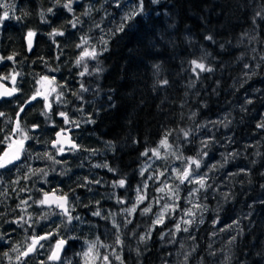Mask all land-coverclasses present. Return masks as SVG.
<instances>
[{"label":"trees","instance_id":"1","mask_svg":"<svg viewBox=\"0 0 264 264\" xmlns=\"http://www.w3.org/2000/svg\"><path fill=\"white\" fill-rule=\"evenodd\" d=\"M66 1L9 0L7 8L0 9V16L8 13L0 23V80L7 77L4 82L11 83L15 78L19 91L15 98L0 102V113L4 114L0 116V141H4L0 154L19 136V131L13 130L21 108L20 129L32 126V138L24 143L21 160L0 170V253L9 254L0 257L2 264H22L33 259L39 249L26 260L14 261V255L31 241L33 234L43 235L56 227L41 217L57 211L32 200L43 199V192L58 190L56 193L64 194L74 190L70 192L71 202L74 193L83 189L79 186L84 183L82 177L66 180L57 172L61 169L54 167L45 170L48 182L38 181L43 175L35 170L50 166L45 164L44 153L52 146L55 134H37L46 109L40 102L25 103L41 76H52L54 85L66 94L78 93L75 91L82 86L93 88L91 113L95 123L82 127L84 137L93 141L90 148L94 153L105 150L104 160L116 170L113 172L118 179L125 180L129 191L139 184L141 153L155 148L166 133L168 139L174 135L179 138L187 131L190 113L197 112V118L205 120L225 116L232 148L240 154L238 162L228 168L233 170L239 164L234 169L239 183L231 188V197L212 207L209 217H214L217 228L223 231L235 228L226 264H264V128L257 127L264 122V19L256 15L264 7V0H159L155 4L145 0L144 13L109 39L108 51L92 60L88 76L80 75L82 70L67 51L76 45L78 36L85 34L96 44L101 36L100 30L93 27L96 23L104 29L107 39L108 30L120 23L128 7L118 8L115 0L110 6L104 0H76L69 12L61 3ZM89 5L91 14L84 16ZM49 8L53 9L51 13ZM76 18L80 23L73 28ZM53 30L65 35H50ZM30 31L35 38L28 55L25 37ZM209 36L211 40L206 38ZM57 45L65 48L66 56ZM9 56L13 59H7ZM192 60L205 63L213 71H193ZM10 63H14V71ZM98 64L104 69L100 73L94 71ZM249 100L251 103H247ZM37 123L39 126L34 128ZM31 156L36 161L32 162ZM65 168L74 170L78 165L73 162ZM25 175L29 179H22ZM86 201L94 204V198ZM148 225L145 221L140 224L143 228ZM64 228L67 247L82 249L83 242L75 239L77 225ZM128 229L123 232L124 264H165L170 248L167 251L159 245L158 231L138 245L128 237ZM205 239L199 256L207 264L216 237ZM48 254L46 249L41 260L51 264ZM70 260V264H80L78 254Z\"/></svg>","mask_w":264,"mask_h":264},{"label":"rangeland","instance_id":"2","mask_svg":"<svg viewBox=\"0 0 264 264\" xmlns=\"http://www.w3.org/2000/svg\"><path fill=\"white\" fill-rule=\"evenodd\" d=\"M8 2L9 0H0V9H6ZM66 2L68 3V1ZM61 3L65 4L64 2ZM64 35L65 33H63V35H58L57 37ZM78 37L79 39L77 40V43L80 42L81 36ZM57 47L64 53V56H66L65 48L61 49L59 45H57ZM81 51L82 49H78L74 46L72 50L67 51V56L69 57L73 54L76 63V58L80 55ZM64 63H66V61H64ZM92 63V59L85 58L80 65H76L78 69L82 70L80 73L85 71L86 65L88 69L86 74L88 76L92 73L90 71ZM10 66L14 71V63H10ZM42 77L45 76H41L36 82L32 81L35 82V88L34 91H30L29 98L32 97L37 90L43 93L47 92L49 87H54L56 88V91L50 92L48 95V102L51 104L50 111H47V115L42 119L40 126L38 123L35 124L39 126L37 134H54L62 128H66L71 132L75 144L80 146L79 150H66L63 153L57 152L52 146H50V148L46 149L45 153L52 154L54 160L59 161V163L54 162L53 159L44 157L46 161L45 164L48 163L50 166L46 169L43 168V170H52V167L56 169L59 168L61 170L57 171L58 173H66L64 174V179L68 180L71 179L70 177L73 178L75 176L76 179L82 177L84 183L87 184V187H83L82 190L75 192L72 196L71 202L69 200V208L72 209V215L79 216L81 220H73L69 223L66 219L62 218L63 216H61L59 212L52 216L49 215L46 219L47 224H54L56 226L52 230L56 231L57 234L55 236L57 239L53 241V237L46 240V246L38 248L39 250L37 249L38 252L37 250L35 251L37 253L34 258L27 260L22 264H42L41 255L46 249L48 250V255H50V249L53 248L56 240L64 239L69 243L66 228H64V226L71 224L77 225L76 232L78 236L75 239H80L83 242V248H80L79 252L77 250L78 247H67L66 251L64 250L61 254L58 262L54 263L48 260L49 263L70 264L72 262L70 257L78 254L80 264H85L86 260L89 261V264H103L104 256L108 257L107 264H121V261L115 258L116 255L121 258L124 264L123 244L125 237L123 232L131 226V229H128V237L131 240H134L138 245L151 239L154 232L158 231L159 245H164L167 251L168 248H170L165 264H181L185 258H187V264H204L205 258L203 261V258L199 256L200 244H205L204 240L206 241L205 238H208L209 236L212 238L216 237V239L213 240L216 246H213L210 251L211 257L207 256V264H226L229 258V248L232 247V238L235 234V228L232 230L221 231L222 228H217L215 218L209 217L212 207L222 203L226 197H231V188L235 183H239V180H236L239 175L235 173L237 170H234L239 164L235 166L233 170H230L232 168H228L231 163L235 165L238 162V156L240 154L232 148L233 143L231 141V135L227 133L225 126H228L225 116H217L214 119L205 120L197 118V112H195V116H193V113H190V121L187 126V131L189 132L188 137H184V135L181 134L178 138L174 135V137L168 139V144L171 146L170 148L161 146L159 143L155 148L159 150L160 158L153 157L151 151L148 156H141L139 184L133 187L130 191L127 185L126 187L113 188V182L120 180L118 179L117 174L109 172L106 167H95L96 165H107L104 160L105 150H101L100 153H96L95 151L94 153V150L90 148L93 141L84 137L85 131L82 130V127L91 124L86 123V120L89 118L93 120L91 113L94 102L93 88H86L84 91H80L81 89H79L78 91H75L78 92L76 95H74V93L66 94L68 92H63V89L60 88L58 89V87L54 85V82L49 85L48 82L42 80ZM47 77H49L50 80H53L52 76ZM1 79L4 81L7 77ZM16 88H18V86H16ZM60 93H62V95H60ZM58 95L59 101L57 99ZM64 97H66V99ZM29 98L26 100L29 101L28 103H31L32 101L40 102V105H44L45 108V100L43 96H38L36 100H30ZM61 112H65L71 121L79 122V126L77 127L75 124L66 125L64 118L59 115ZM31 127L32 126H30V129L26 130H18L19 136L12 141V144L23 139L24 135L29 136ZM230 128L231 126L228 127V129ZM28 140H25L24 143ZM193 149H195V154L192 153ZM173 153L183 157L199 158L202 163L200 169L197 171L200 173V176L207 174L205 180L207 186L201 188L199 192L190 197L189 192H192L194 188H199L200 186L198 184L185 183L180 185L178 200L173 201L171 193H169L168 196L160 199V203H154L156 199L163 195L156 191L157 188L162 186L161 180H166L168 184L179 183V181H174L169 173H166L165 177H160V179L156 180H149V177L153 174H158L160 171L164 170L165 167H168L169 169L173 167L179 169L182 165L188 166L183 164L182 160L177 159L176 155H173ZM27 155L29 157V154ZM30 158L32 162L36 161L33 156ZM226 158L227 162H225ZM73 162L78 165V168H75L74 170H66L65 167ZM213 165H215L214 168ZM142 168H146L144 175H141ZM103 172H108L110 176H105ZM40 179L43 180L40 181ZM106 179L108 182H106ZM194 179H199V177H194ZM38 181L48 182L49 179H44V176H42V178L38 177ZM89 181H92L93 183H88ZM94 181H99L100 183L97 184L94 183ZM145 181L148 183L147 189L143 188V183ZM65 185L68 186L69 184L65 183ZM137 188H141L142 193H147V199L141 205H138L135 211H132L131 213L125 212V209H131L136 203ZM87 198H94V204H88L86 201ZM117 198L121 199L123 203H117ZM97 201L99 204L96 203ZM173 203L178 205V207L174 210L170 208L165 211L164 223L153 225V221L157 219V215L162 211V205H171ZM149 204L152 206V211L146 215H142L141 212L143 208L148 207ZM107 205L108 208L105 207ZM197 205L200 207H197ZM97 208L101 210V216L92 215ZM189 210H191L193 215H186ZM111 214H115V216L113 217ZM105 217H107V219ZM113 219L119 224V229L113 226ZM188 219H192L194 222L190 225L185 224L184 221ZM129 220L131 223H125V221ZM142 221L149 222V225L144 228L141 227L140 224ZM177 224H180V230H177ZM185 227L188 228L187 232L183 231V228ZM211 228H215V232L210 233ZM137 231L139 233L136 235L137 239H135V233ZM148 232H150L151 235L148 239L142 242L140 237ZM162 233L164 234L163 236L161 235ZM117 235L120 236L121 240V243L119 244L115 242ZM29 243H31V241H28L26 246L22 248L20 252L15 253L14 261H18L16 259L17 255L25 251V248ZM89 244H94L95 247L89 257H84L82 253L88 250ZM137 244H135V250L138 249ZM101 245H106V247H101ZM113 253H115V255H113ZM11 258L12 257H10V260Z\"/></svg>","mask_w":264,"mask_h":264},{"label":"snow or ice","instance_id":"3","mask_svg":"<svg viewBox=\"0 0 264 264\" xmlns=\"http://www.w3.org/2000/svg\"><path fill=\"white\" fill-rule=\"evenodd\" d=\"M57 2L59 3V0H57ZM76 0H68V3L63 4V7L66 8L69 12L72 11V4L75 3ZM112 0H104V3L108 4L109 6L111 5ZM159 0H152V3H158ZM115 3L117 5L118 8H125L128 7V11L125 12V14L123 16H121L120 18V23L114 27L113 29H109L107 32V36L108 38H105V33H104V29H102L100 27L99 23H96L93 25V27H95L96 29L100 30L101 32V36L98 39L96 44H92L91 43V37L88 34H85L83 36H81L80 38V42L77 43L75 45L76 48L78 49H82V51L80 52V55L76 58V64L80 65L85 58H90L92 60H97L99 56H101L104 52L108 51V44H109V39H111L113 36L116 35V33L118 32H123L125 30V28L127 26H130V22H132L133 20L137 19L140 15H142L144 13L146 4H145V0H131V2L129 3V0H115ZM101 7L103 8V4L101 5ZM48 12H52L53 9L49 8L47 10ZM92 11V6L89 5L88 8L85 9L83 15L84 16H90ZM258 16L264 15V13H257ZM8 17V13L5 12L4 16H0V22H2L4 19H6ZM103 20V18H102ZM80 23L79 18H76L73 22H72V27L76 28L77 25ZM89 31L91 32V29H89ZM34 35L33 32H29L28 33V37H29V46H31V37ZM50 35H63L62 32H58L57 30H53V33H51ZM207 39L211 40L212 37H206ZM3 59V58H0ZM7 59L12 60L13 57L9 56L7 57ZM191 64L194 66L193 71H196V69H199L200 72H212L213 69L210 67H207L205 63L203 62H198L197 60H192ZM245 67H247V65H245ZM104 69L102 67L98 66L96 67V69H94V71L96 73H100L102 72ZM88 69L87 66L85 65V71L81 72L80 75L84 76L87 73ZM15 79V78H13ZM43 81L48 82L49 85H51L53 83V80H50L49 77L45 76L42 77ZM39 83V81H38ZM163 83H167V81H164ZM85 89H83V86L81 87L80 91H84ZM18 91V89L13 88L11 91H4V92H0V95L2 96H11L13 95L14 92ZM56 88L54 87H49L47 92H41L39 90H37V92L30 97V100H36L38 96H43L44 100H45V109L46 111L42 114L47 115V111H50L51 109V104L48 102V95L50 92H55ZM60 95H62V93H60ZM74 95H76V93H74ZM58 101H59V95H58ZM29 101H25V103H28ZM247 103H251V101H247ZM24 109L21 108V112H23ZM3 113H0V116H3ZM19 115V114H18ZM59 115L61 117L64 118L65 120V124L66 125H71V124H75L77 127L79 126V122L76 121H71L69 119V117L67 116V114L65 112H61L59 113ZM193 116H195V113H193ZM86 123H95L94 120L92 119H88L85 121ZM216 123V122H214ZM227 126V125H225ZM33 127L35 128L36 125H33ZM258 128H264V122H261L259 124H257ZM20 130V124L19 121H17V127L16 129H14L13 131H17ZM2 131V130H0ZM67 129L66 128H62L60 131L56 132V137L57 139L52 141V147L53 149H55L57 152L59 153H63L64 151L68 150V151H73V150H79L80 146L73 143V141L71 140L70 137H68L67 135ZM168 135L169 134H165V137L163 139L160 140V145L164 146V147H171L168 144ZM183 135L184 137H188L189 136V132L188 131H183ZM32 137L28 136V135H24L23 139L15 142L16 143V148L13 152H9V151H5L4 154L2 156H0V169H6L8 165H13L15 166V162L18 161L20 159V155L25 151L23 145H24V141L31 139ZM7 139V138H6ZM4 143V141H0V144ZM206 143V142H205ZM65 144H67L69 147L66 149L65 148ZM109 146H111V142H109ZM8 148L12 149L13 148V144H8ZM149 151H151L152 156L155 158H160V152L158 149L153 148V149H145V151L143 153H141L142 156H148ZM173 155H176V153H173ZM44 156L47 157L48 159H53L54 157L52 154L50 153H44ZM177 159H180L183 161V164H186L188 166H183L179 169L173 167L171 169H169L168 167H165L164 170L160 171L158 174H153L151 177H149V180H156V179H160V177H165L166 173H169L172 177V179L174 181H179V183H173V184H168L166 182V180H161V187L157 188L156 191L162 193V197L156 199L154 201V203H160V199H163L164 197L168 196L169 193H171V198L173 199V201L178 200L179 199V189H180V185L188 183V184H198L200 187L199 188H194L192 192H189V196H193L195 193L199 192V190L201 188L206 187L207 185L205 184V180L207 178V174H205L204 176H200V173L197 171L198 169H200L201 167V163L202 161L199 158H193V157H183V156H179L176 155ZM56 163H59V161H55ZM225 162H227V158L225 159ZM194 166V167H193ZM95 167H106L108 168L109 172H113L116 171L115 169H112L110 167H108V165H96ZM215 167V165H213V168ZM35 171H39L41 172V174L43 176H47L48 173L47 171L43 170V169H39V170H35ZM146 171V168H142L141 169V175H144ZM243 171V170H241ZM34 174V173H33ZM66 173H61V175H64ZM194 177H199V179H194ZM22 179H29L28 175H25L24 177H22ZM88 183H93L92 181H89ZM94 183H100L99 181H94ZM80 187H87L86 183H81L79 185ZM113 188L116 187H126L125 184V180L124 179H120L118 181L113 182L112 184ZM264 187V186H262ZM143 188L147 189L148 188V183L147 181H145L143 183ZM23 191V189H21ZM58 190H53L52 193L49 192H43V199L40 200H32V203L34 204H40V205H55L57 208H59L60 211V215L63 216L69 223L72 222L73 220L76 221H80L81 218L79 216H74L72 215V209H70L68 207L69 205V200H70V192L74 191V190H70L69 193H64L62 195H57L56 192ZM137 196H136V203L133 205V207L131 209H125V212L131 213L132 211H135L138 205H141L146 199H147V193L141 191V188H137ZM227 195V194H225ZM22 204H27L28 201H21ZM97 204H99V202H96ZM117 203L122 204L123 201L119 198H117ZM176 207H178V205H176L175 203L168 205V204H164L162 205V211L157 215V219H155L153 221V225H159L164 223V219H165V211L171 209H175ZM197 207H200L199 205H197ZM152 211V206L151 204H149L148 207H144L141 214L142 215H146L149 212ZM93 216H101V210L99 208H97L96 211H94L92 213ZM113 217L115 216V214H111ZM186 215H193V213L191 212V210H189ZM48 215H44L41 217V219H47ZM107 219V217H105ZM21 221L23 220V218H20ZM194 221L192 219H188L185 220L184 223L185 224H192ZM63 223V221H62ZM125 223H131V221H125ZM215 223V221H214ZM238 222L234 221L233 224H236ZM113 226L117 229H119V224H117V222L115 221V219H113ZM233 225H228L229 228H231ZM59 227V226H57ZM177 230H180V224L176 225ZM31 230V229H29ZM183 231H188V228L185 227L183 228ZM223 231V229H222ZM56 231L55 230H49L47 233H45L44 235H36L33 234L31 236V243H29L26 247V250L21 252L19 255H17L16 259L19 261L21 256H28L31 253H34L37 248H42L44 245L42 243V241L44 240H49L50 238H53L56 235ZM151 235L150 232L145 233L144 236H141V241H145L146 239L149 238V236ZM162 236L164 235L163 233L161 234ZM0 239H3V236L0 235ZM98 239V238H97ZM117 244L121 243L120 240V236L117 235L116 236V241ZM66 244V241L64 239H59L56 241V245L54 249H50V255H48L47 260L49 261H57L60 260V251L63 249L64 245ZM95 247L94 244H89L88 245V250L85 251L84 253H82V255L84 257H89L90 253L92 252L93 248ZM101 247H106V245H101ZM12 251H17V249L13 248ZM9 254L8 253H0V257H7ZM113 255H115V253H113ZM97 256H98V252H97ZM115 258L117 260L121 261V264H123V261L121 260V258L116 255ZM108 261V257L104 256L103 257V264H107ZM0 264H2V261H0ZM42 264H47L46 261L42 262ZM85 264H89V261L86 260Z\"/></svg>","mask_w":264,"mask_h":264},{"label":"water","instance_id":"4","mask_svg":"<svg viewBox=\"0 0 264 264\" xmlns=\"http://www.w3.org/2000/svg\"><path fill=\"white\" fill-rule=\"evenodd\" d=\"M34 38H35V36L33 35V36L31 37V46H29V37H28V35L25 37V46H26V52H27L28 55H30L31 52L33 51V47H34ZM13 88H15V79H13V80L11 81V85H8V84H6L5 82H3V81L0 80V92L11 91ZM17 95H18V91L14 92L13 95H11V96H2V95H0V101H2V100H11V99H13L14 97H16ZM21 113H22V112H19V113H18L19 115L17 114L16 121H15V129H16V127H17V121L19 120V117H20ZM67 135H68V137L71 138V140L73 141V143H75L74 140L72 139V136H71V134H70L69 131H67ZM56 139H57V137H56V133H55V135H54V140H56ZM54 140H53V141H54ZM51 145H52V144H51ZM23 147H24V145H23ZM68 147H69V146H68L67 144H65V148L67 149ZM15 148H16V143L13 144V148H12V149H9V148L7 147V148L1 153L0 156H2L6 150L9 151L10 153L13 152V151L15 150ZM21 156H22V154L20 155V159H21ZM20 159H19L18 161H16L15 163L19 162ZM8 166H10V165H8ZM49 193H52V192H49ZM56 194H57V193H56ZM57 195H60V194H57ZM44 206H45L46 208H53V209H56L58 212L61 211V210H60L59 208H57L54 204L51 205V206H49V205H44ZM43 235H44V234H43ZM45 241H46V240L42 241V243L45 242ZM56 241H57V240H56ZM56 241H55V243H54L52 249L55 248ZM66 247H67V242H66V244L64 245L63 249L60 251V257H61V254L63 253V251L66 249ZM32 254H33V253H31L30 255H32ZM50 254H51V253H50ZM30 255H28V256H30ZM28 256H22V258L25 259V258H27ZM58 261H59V260H57V261H50V262H54V263H56V262H58Z\"/></svg>","mask_w":264,"mask_h":264},{"label":"clouds","instance_id":"5","mask_svg":"<svg viewBox=\"0 0 264 264\" xmlns=\"http://www.w3.org/2000/svg\"><path fill=\"white\" fill-rule=\"evenodd\" d=\"M257 13H264V7H261L260 10ZM257 13H256V15H257ZM260 18L264 19V15H261ZM253 19L255 20V17ZM140 240H141V237H140ZM232 241L233 242L235 241V237L232 238ZM137 252H139L138 249H137ZM181 264H187V258H185V260L182 261Z\"/></svg>","mask_w":264,"mask_h":264},{"label":"bare ground","instance_id":"6","mask_svg":"<svg viewBox=\"0 0 264 264\" xmlns=\"http://www.w3.org/2000/svg\"><path fill=\"white\" fill-rule=\"evenodd\" d=\"M22 258V257H21Z\"/></svg>","mask_w":264,"mask_h":264}]
</instances>
